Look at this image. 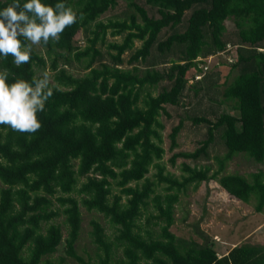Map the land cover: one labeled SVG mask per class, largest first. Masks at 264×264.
<instances>
[{
	"label": "trees",
	"instance_id": "1",
	"mask_svg": "<svg viewBox=\"0 0 264 264\" xmlns=\"http://www.w3.org/2000/svg\"><path fill=\"white\" fill-rule=\"evenodd\" d=\"M11 2L0 0V10ZM63 2L84 19L66 28L59 42L41 44L40 50L33 46L30 63L19 68L11 56L0 57V68L29 81L40 78L50 61L54 81L53 95L38 113L39 131L20 133L0 125V264H62L49 258L63 242L62 227L54 223L60 217L68 230L67 254L90 264L74 248L81 207L102 214L114 229L109 239L99 222H91L100 264H264V245L244 240L220 256L212 238L198 243L170 231L180 195L202 182H216L244 204L254 200L255 211L264 213V172L250 179L224 173L238 154L264 163V0ZM121 6L123 18L100 20ZM227 20L235 27L228 34ZM108 31L121 41L109 42L103 53ZM219 57L235 71L226 74L222 97L236 114L192 118L207 126L202 148L175 153L169 161L208 159L215 133L226 153L214 157L216 169L183 164L180 178L164 174L159 118L185 94L208 88L211 65ZM72 58L87 72L70 73ZM181 128L182 121L171 130V150ZM151 167L157 169L155 180L147 177ZM161 184L165 187L157 192Z\"/></svg>",
	"mask_w": 264,
	"mask_h": 264
},
{
	"label": "rangeland",
	"instance_id": "2",
	"mask_svg": "<svg viewBox=\"0 0 264 264\" xmlns=\"http://www.w3.org/2000/svg\"><path fill=\"white\" fill-rule=\"evenodd\" d=\"M123 9L121 6L103 16L100 20L107 23L109 19L123 18L125 16L122 11ZM226 27L227 34L235 29L229 20L226 21ZM109 31L105 39L106 44L100 45L103 53H106V45L109 42L121 41V37H112ZM77 37L80 40L79 46L83 49L86 46L83 32H80ZM89 37H91V34H89ZM140 44L137 42L136 47H139ZM34 48L40 50V46H34ZM41 53L44 55L43 50H41ZM128 57L129 54L126 53L124 55L125 60ZM213 62L211 68L214 75H212L206 84L208 88L205 87L203 90H200L197 95L191 92L188 97L185 94L179 106H166L167 114H162L159 118V122L162 125L159 132L163 141L162 147L165 150V154L160 162L165 168L164 174H171L180 178L183 175V164L190 165L191 167H201L210 164L211 167L213 166L216 169L217 163L214 157L222 158L226 153L218 134L215 133L214 142L208 148V159L205 157H200L197 160L177 158L174 165H171L169 161L175 153L193 152L196 149L202 148L200 142L207 137V126L203 123L194 124L192 118L205 116L210 120H214L222 112L228 111L236 114L235 111L231 110L229 104L223 103L222 97L225 76L227 73L233 75L235 71H230L229 67L223 64V59L220 57L215 58ZM47 63L45 71L50 74L51 85H53V72L49 67L50 61H47ZM58 65L60 68L63 67L61 60L58 62ZM66 68L76 77L87 72L82 70L74 58H72L71 64ZM189 83L192 84L193 82L190 81ZM212 83L216 84V88L211 86ZM180 121H182V128L176 137V147L171 150L169 135L172 128L178 125ZM258 171L264 172V163H256L247 156L238 154L225 164L224 173L239 174L250 179L251 175ZM156 172L157 169L151 167L147 177L155 180L154 176ZM162 187H165V184L159 185L157 192H160ZM112 191L114 193L119 192L115 188ZM255 205L256 202L254 200L248 204H244L232 198L214 181L202 182L196 189L190 188L186 193L180 195V200L175 206L174 224L171 226L170 231L177 238L193 240L198 243H202L205 237L212 238L216 245V251L220 256L225 255L228 252L227 250L244 240L255 245H264V213L256 212ZM80 210L82 223L80 235L74 247L75 252L86 263L100 264L98 259L100 252L97 251L90 235L91 222L93 220L99 222L105 228L109 239H112L114 229L102 214L96 211H87L84 207H81ZM149 211H152V207H149ZM147 216L144 213L141 218V225L143 227L146 226ZM62 221L63 218L60 217L55 219L54 223L59 225L60 228L62 227L63 242L49 258L55 262L61 261L62 264H82L66 252L64 239L68 230L64 226H61Z\"/></svg>",
	"mask_w": 264,
	"mask_h": 264
},
{
	"label": "clouds",
	"instance_id": "3",
	"mask_svg": "<svg viewBox=\"0 0 264 264\" xmlns=\"http://www.w3.org/2000/svg\"><path fill=\"white\" fill-rule=\"evenodd\" d=\"M78 19L82 21L84 15L78 16L63 0L55 5L42 0H26L23 4L20 0H12L0 10V57L11 56L17 68L29 64L33 46L59 42L65 29ZM10 76L14 80L12 83H8ZM52 95L47 71L40 78L33 77L29 81L16 77L7 68H0V125L20 133H36L42 127L38 113L45 110Z\"/></svg>",
	"mask_w": 264,
	"mask_h": 264
}]
</instances>
